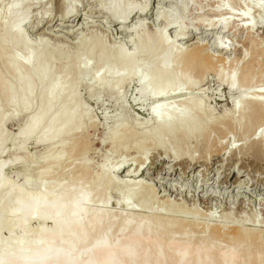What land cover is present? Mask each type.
<instances>
[{"label":"bare ground","instance_id":"bare-ground-1","mask_svg":"<svg viewBox=\"0 0 264 264\" xmlns=\"http://www.w3.org/2000/svg\"><path fill=\"white\" fill-rule=\"evenodd\" d=\"M146 1L142 5L127 3L125 7L124 0H110L106 4H99L98 8V12L106 13L111 21L117 22L116 29L119 30L117 33H131L133 35L134 52L143 54L148 60L147 70L144 74L145 82L140 83L138 88L141 95L148 92V95L153 98L171 97L172 93L178 92L180 84L189 85V80L186 78L176 79L180 74H178L179 71L182 73L194 71L202 76L206 69L215 68L219 62L225 63L223 58L221 60L220 58L215 59L214 55L209 54L207 46L196 39L186 47L182 46L183 42L180 41L190 34H187L188 32L182 25H175V21L171 20L166 12L156 13V19L162 22L163 29L149 31L146 28V23L141 22L143 21L141 19L152 14ZM225 4L226 2H219L216 9L222 8L221 11H225ZM28 9L29 3L24 1L11 4L7 11L8 21L5 23L7 34L0 37V57L3 58L9 74L0 71V126L8 118V112L13 108L22 112L35 105L36 109L30 114L27 111L28 114L24 122L12 137L1 134L0 130V149L9 139L13 145L20 144L24 147L28 139L34 138L37 143L46 145L44 154L48 155V158L39 169L38 176H41L42 180L39 181L36 191L33 189L32 191L22 190L7 179L2 173L6 162L0 158V232L2 229H6L9 234L7 238L0 237V264H264V242L262 244L259 241L261 238L258 239L260 232L258 234L256 229L245 227L238 223L239 221L233 220L231 224H226L227 221L223 224L215 222L208 225L205 223L202 225L204 227L202 233L197 232L196 236L185 229L188 226L186 225L188 221L163 217L159 211L143 215L140 219H135L136 216L126 211H117V208L131 210L129 207L133 204L125 198L118 197L117 205L113 210L103 209L99 206L107 200L108 191L105 187L108 185L120 188L123 193H129L131 189L142 190L147 195L156 193V184H159L158 176L167 175L166 172L169 170H166L164 165H160L155 172L156 176L148 177L151 168H155V162L151 161L150 166H147V159L141 156L132 157L134 161L139 163L138 168L135 169L129 167L133 164L126 159H119L114 164L106 165L107 169L99 166L100 168L96 171L89 170L87 160L79 161L81 163L74 165L76 167L74 169L82 173L76 176L74 182L66 184V186L54 184L50 190L46 191L43 189L46 184L45 179L53 171L51 168L60 158V152L52 151V146L48 145L49 140L57 137L58 145L62 147L66 138L76 136V139L73 140L75 143L73 147L78 146V150L84 148L87 145L85 142H88V140L83 142L84 139L78 138L77 135L82 129L83 115L82 102L80 103L78 100L75 90L79 82H76L75 74L80 67L81 54L75 53L58 68L59 76L67 75V72L73 71L74 77L70 82L51 75V71L55 68L52 58L40 60L37 64L32 65V53L34 51L30 49L31 41L27 40L24 33V26L29 21ZM71 11L72 9L69 8L66 0H61L60 19L67 20L66 25H71L68 21L71 19L73 22L75 19V14H72ZM243 12L248 14V9L243 7ZM225 13L228 14V11ZM130 15L131 20L137 19L132 28L125 26ZM242 20V24L235 25L230 22L229 17L223 20H208L209 22L202 19L198 20L196 26L205 28V30L208 28L245 29L250 38V29L253 28V24L248 18ZM45 21L48 20L45 19ZM248 21L250 22L248 23ZM83 24H87V22ZM31 27L33 28V26ZM171 28H174L175 34L169 35L167 30L169 31ZM34 30L38 31L39 28L36 27ZM103 31L107 32V29L104 28ZM194 34L196 33L194 32ZM93 39L92 44L83 45L82 50L87 57H94L97 60L96 66L101 72L109 71L111 69L109 61L120 57L119 71L113 81L102 80L96 73L93 74V78L98 82L100 88L115 89L116 94H118L120 85L127 79L136 77L138 69L144 65V62H141V58L137 59L138 55L136 57H133L135 55L123 56L121 46H116L113 51H108L101 38L94 37ZM186 41L189 42L190 40L187 39ZM225 43L217 38L214 41L216 48L221 50H225ZM251 43L254 45L251 48L254 49L255 54L252 52L253 56L243 61L246 69L244 68L245 71L240 72V78L244 84L251 86L252 90L254 89V85H252L253 68L257 62L258 54H264V45L257 42L253 44V39L250 38ZM22 45H25L24 51L27 55L25 58L17 57L14 53L15 49ZM240 56L242 60L245 58L244 53ZM261 63L264 64V57ZM263 64L262 66L259 65V69L264 67ZM232 66L229 74L222 76L219 80L220 84H226V88L231 91L234 89L239 75H236L237 70L234 64ZM27 71L30 74L26 78L24 72L27 73ZM237 94L231 112L223 111L216 117L211 114L205 115L203 123L218 127L219 123H223L222 121L230 125L233 119L237 118V121L244 124L243 127L246 129L251 125L262 123V130H255L251 139H245L238 148L233 149L231 147L228 151L231 154L230 152L235 150L238 152L252 150L250 151L253 155L252 160L261 159L264 157V100L256 96L255 92L247 89ZM158 102L151 109L155 120L154 129L162 132H178L183 137L196 134L201 130L203 124L201 125L194 119V114L199 113L202 109L201 101H182V108L173 107L165 101ZM185 104L191 108L190 112L186 110V107L184 108ZM2 105H6L7 110H3ZM199 115L201 114L199 113ZM218 118L222 121H219ZM215 120L219 121L217 125ZM117 130L113 129L111 136H108L112 148L119 144V140H114L118 139ZM161 143L159 142L160 145H162ZM215 148L217 152L223 150V147L220 146ZM215 150L212 149V152ZM166 155L178 162L192 161L195 156L186 150L178 151L175 147L166 149ZM201 156V162L208 165L209 161L206 155L202 154ZM19 160L26 161L28 159L27 157H20ZM187 162L189 163V161ZM69 169H72L71 166ZM207 170L209 169L205 168V171ZM123 171H125L124 175L121 173ZM185 175L187 174L183 173L180 177L183 178ZM202 175H205L204 172ZM235 178L238 180L232 181V184L248 185V181L240 180V176ZM150 179L155 183L149 182ZM176 185L171 187L178 191L180 187ZM170 190L172 189L170 188ZM224 193L225 191H223ZM236 196H231L233 201H237L238 197ZM166 200L168 201V199ZM90 205L93 206L90 207ZM141 205L145 206V203ZM33 217L42 221L50 220L52 227L40 228L33 237H29L26 225L27 221ZM176 225L181 227L175 231L178 233H173V229L172 231L170 229L175 228ZM206 229L208 232H205ZM17 230H22L23 237L16 235ZM227 234H231L232 237L227 238Z\"/></svg>","mask_w":264,"mask_h":264},{"label":"rangeland","instance_id":"rangeland-1","mask_svg":"<svg viewBox=\"0 0 264 264\" xmlns=\"http://www.w3.org/2000/svg\"><path fill=\"white\" fill-rule=\"evenodd\" d=\"M22 1L29 3V21L24 26V33L27 40L31 41L30 49L34 51L32 53V65L37 64L40 60L52 58L55 68L51 71V75L70 82L74 77L73 71L67 72V75L59 76L58 68L65 64L75 53L79 52L81 54L79 61L81 68L79 67L75 74L76 82L79 81L76 86L77 89H75L76 96L80 103L82 102L81 110L83 112L82 129L77 135L78 138L84 139L83 142L88 140V142H85L87 145L84 143L87 147L84 146V148L79 150L77 149L78 146L73 147L75 145L73 140L76 139V136L66 138L62 147H59L57 137L50 139L48 145L52 146V151L60 152V158L54 165L55 169L54 166L52 167L53 169L51 168L53 171L45 179L46 184L43 189L46 191L50 190L54 184L66 186V184L74 182L76 176L82 173L76 169L79 171L77 173L74 165L83 162V160H87L89 163L90 171H96L100 167L107 169V166L114 164L119 159L130 160L133 165L129 167L135 169L138 168L139 163L134 161L133 158L141 156L147 159V166H150L151 161L155 162V168H151V173H148V177H155V172L160 165H164L163 167L169 170L166 172L167 175L158 176L159 184H156V193L147 195L142 190L137 191V189H131L132 192L130 190L129 193H123L120 188L108 185V187H105L108 191L107 200H105V203L103 202L104 204H99V206L103 209L113 210L117 205V198H125L130 200L133 207H129L131 210L117 208V211H126L136 216L134 217L135 219H140L143 215L159 211L163 217L188 221V224H186L188 226L185 225L186 227H184L194 235L197 232L199 234L202 233L204 230L202 225L205 223L208 225L215 222L223 224L227 221L226 224H231L233 220L235 222L239 221L238 223L243 224L245 227L256 229L258 234L260 232L258 239L261 238L263 241L261 239L259 241L263 244L264 157L252 160L253 158L251 157L253 155L250 152L252 150L246 152L235 150L230 152L231 154L228 152L231 147L233 149L235 147L238 148L245 139H251L255 130H262V123L251 125L246 129V127H243L244 124L237 121V118L233 119V122L230 123V125L232 124L231 126L218 118L223 123H219L221 127L219 124L218 127H215V125L204 124L203 118L208 114L216 117L223 111L231 112L232 104L233 102L235 103L238 96L237 93L244 92L246 89L253 93L255 92L256 96L264 100V67L259 69V65L262 66L263 64L261 62L264 54H258L259 57L257 56V62L255 63L256 67L253 65L252 85H254V89L251 90L252 87L244 84L240 78V74L245 71L244 68L246 69L243 61L250 59L253 56L252 52L255 54L254 49L252 50L251 48L254 45L250 44V38L253 39V44L257 42L264 45V0H124L125 7L127 3L142 5L143 3L145 4V1L147 2L146 4L151 8L152 14L141 19L143 20L141 22L146 23V28L149 31L152 29L159 31L163 29L162 22L156 19V13L166 12V15L175 21V25L185 27V31L191 36L180 41L183 42L182 46L186 47L196 39L207 46L209 54L214 55L215 59H225L224 64H221V62L217 63L215 68L206 69L207 71L205 70L202 76L194 71H185L183 73L179 71L178 74H180L176 79L186 78L189 80V85L180 84L178 92L172 93L171 97L164 99L153 98L148 95V92H144V95L140 94L138 88L140 83L145 82L144 74L147 70L148 60L143 54L134 52L135 44L131 33H117L119 31L116 29L117 22L111 21L106 13L98 12L99 4H106L110 0H66L67 5L72 9V14H75L74 21L71 22V19L68 21L71 25H66L67 20L60 19L61 0H0V37L7 34L5 23L8 21L9 16L7 14L8 7L13 3H21ZM219 2H226L225 11H221L222 8L216 9ZM243 7L248 9V14H244ZM227 11L228 14L225 13ZM228 17L230 22L235 25L238 23L242 24V19H250L253 24V28L250 29V38L245 29L223 30L221 28H208L205 30V28L196 26L198 20L203 19L206 20L205 22H209L218 19L223 20ZM45 19L48 21L46 22ZM135 20L137 19L131 20L130 15L125 26L132 28ZM85 22L87 24H83ZM36 27L39 28L38 31L34 30ZM104 28L107 29V32L103 31ZM174 32V28L167 30L169 35ZM94 37L101 38L108 51H113L116 46H121V50L124 53L122 54L123 56L135 55L133 57H136L138 55L137 59L141 58V62H144V65L138 69L136 77L129 78L120 85L118 94H116L115 89L100 88L98 82L93 78V74L96 73L102 80L111 82L116 77L120 67V57L113 58L112 61H109L111 69L104 73L97 68V60L94 57L89 58L86 56L82 46L90 44ZM216 38L224 41V43L226 42L224 44L225 50L216 48L214 45ZM187 39L190 41H186ZM24 47L25 45L16 48L14 51L15 56L25 58L27 55ZM157 51L155 52L156 54L158 53ZM242 53L245 55L243 60L240 56ZM231 64L236 67V75L239 74L232 91L226 88V84L219 83L221 77L227 76L229 71H231L230 69L233 67ZM0 71L9 75L2 57H0ZM24 73L26 78L30 74L28 71ZM157 100L168 102L173 107L179 108H182V101H201L202 109L199 113L203 116L197 112L194 114V119L201 125L203 124L200 128L201 130L199 129L200 131L196 134L183 137L178 132H162L154 129L155 120L151 109L156 103H159ZM5 107L7 108L6 105H2L3 110L6 109ZM35 107L34 105L29 110L22 112L14 108L10 110L8 118L0 126L1 134L12 137L24 122L28 112L29 114L34 112ZM185 107L190 112L191 108H189L188 104H185ZM219 121L215 120L214 122L217 125ZM113 129H118L116 134L118 139L114 140H119V144L112 148L108 136H111ZM159 142H162V145ZM215 143L217 146L223 147V150L217 152ZM44 147L46 145L37 143L34 138L28 139L24 147L20 144L13 145L10 139L7 140L0 149V158L6 162L2 171L3 175L22 190H38L39 181L42 180V177L38 176L39 169L48 158V155L44 154ZM173 147L178 151L186 150L189 154L195 155L194 159L192 161L178 162L169 158L166 155V149ZM212 149L215 151L212 152ZM202 154L208 158V165H204L201 162ZM20 157H27L28 160L21 161L19 160ZM187 161L191 162V164ZM70 166L72 169H69ZM205 168L209 170L205 171ZM125 171L121 173L124 175ZM203 172L205 175H202ZM145 173L146 171L144 176ZM183 173L187 175L181 178L180 175ZM85 175L84 177L86 178ZM236 176H240V180L248 181V185L239 186L232 184V181L238 180V178H235ZM149 182L155 183L151 179ZM174 185L180 187L178 191L171 187ZM169 186L172 190H170ZM223 191H225L224 194ZM232 195L238 197L237 201L232 200ZM142 203H145V206H142ZM93 205H90V207ZM177 225L174 226L175 228L170 229L171 231L173 229V233L177 231L178 227H181ZM51 227L52 223L50 220L42 221L36 217L28 220L26 225L29 237H33L40 228ZM5 230H1V238L8 237L9 234ZM205 232H208V230L206 229ZM16 235L23 237L22 230H17ZM227 235V238L232 237L231 234Z\"/></svg>","mask_w":264,"mask_h":264}]
</instances>
